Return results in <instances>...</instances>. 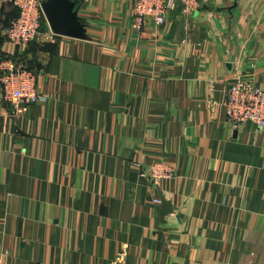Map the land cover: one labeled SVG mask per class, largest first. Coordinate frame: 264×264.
<instances>
[{
    "label": "crops",
    "instance_id": "0c3cea01",
    "mask_svg": "<svg viewBox=\"0 0 264 264\" xmlns=\"http://www.w3.org/2000/svg\"><path fill=\"white\" fill-rule=\"evenodd\" d=\"M75 1L85 38L20 47L0 0V59L43 94L24 115L0 95L4 264H264V128L224 107L236 76L264 88V0H177L141 30L132 0ZM156 161L175 175H141Z\"/></svg>",
    "mask_w": 264,
    "mask_h": 264
},
{
    "label": "built area",
    "instance_id": "2783aa9c",
    "mask_svg": "<svg viewBox=\"0 0 264 264\" xmlns=\"http://www.w3.org/2000/svg\"><path fill=\"white\" fill-rule=\"evenodd\" d=\"M45 0H13L18 14L9 23L6 36L15 45L27 47L32 42H57L60 34L50 26L45 28L43 2ZM208 0H180L182 15L189 17L196 13ZM134 28L141 30L147 19L162 25L175 8L177 0H132ZM0 95L12 104L16 115H24L30 106L43 98L38 90L37 75L22 58L6 55L0 59ZM227 121L234 127L252 122L264 128V88L251 84L242 76H236L226 89L224 101ZM141 175L154 184L173 177L175 172L167 163L139 165ZM158 201V199H155ZM0 264H4L0 256ZM220 264H229L226 261Z\"/></svg>",
    "mask_w": 264,
    "mask_h": 264
},
{
    "label": "water",
    "instance_id": "95a60500",
    "mask_svg": "<svg viewBox=\"0 0 264 264\" xmlns=\"http://www.w3.org/2000/svg\"><path fill=\"white\" fill-rule=\"evenodd\" d=\"M42 7L55 33L75 38L86 37V27L79 18L75 0H45Z\"/></svg>",
    "mask_w": 264,
    "mask_h": 264
},
{
    "label": "rangeland",
    "instance_id": "374dc122",
    "mask_svg": "<svg viewBox=\"0 0 264 264\" xmlns=\"http://www.w3.org/2000/svg\"><path fill=\"white\" fill-rule=\"evenodd\" d=\"M209 2H210V0H208L206 3H204V4L200 7V9H201V8H204L205 6H207V5L209 4ZM200 9H199V10H200ZM181 15H182V13H181ZM133 16H134V14H133ZM189 17H191V16H189ZM182 18L185 19V18H187V17L184 16V15H182ZM154 163H164V161H156V162H154ZM154 163H151V164H154ZM151 164H149V165H151ZM149 165H148V166H149ZM167 165H169V164H167ZM169 166L172 168V170H173V172H174V170H175L174 167H172L171 165H169Z\"/></svg>",
    "mask_w": 264,
    "mask_h": 264
},
{
    "label": "trees",
    "instance_id": "16d2710c",
    "mask_svg": "<svg viewBox=\"0 0 264 264\" xmlns=\"http://www.w3.org/2000/svg\"><path fill=\"white\" fill-rule=\"evenodd\" d=\"M17 9V8H16ZM17 14H18V11H17ZM44 21H45V19H43V24H44Z\"/></svg>",
    "mask_w": 264,
    "mask_h": 264
}]
</instances>
